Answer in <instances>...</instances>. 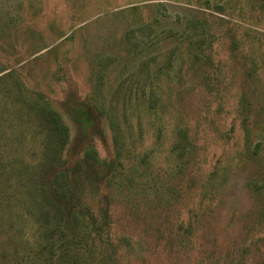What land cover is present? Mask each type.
I'll use <instances>...</instances> for the list:
<instances>
[{"label":"rangeland","instance_id":"obj_1","mask_svg":"<svg viewBox=\"0 0 264 264\" xmlns=\"http://www.w3.org/2000/svg\"><path fill=\"white\" fill-rule=\"evenodd\" d=\"M0 264H264V0H0Z\"/></svg>","mask_w":264,"mask_h":264},{"label":"trees","instance_id":"obj_2","mask_svg":"<svg viewBox=\"0 0 264 264\" xmlns=\"http://www.w3.org/2000/svg\"><path fill=\"white\" fill-rule=\"evenodd\" d=\"M71 105H75V103L73 101L65 102V111L78 125L79 137H88L91 131H95L96 127L92 121L88 119L89 109L85 107L87 104H82L80 106ZM35 111L36 115L39 116V119L41 120L40 122H42L47 128L46 142L43 150L45 159L41 165L40 173L43 172L42 176L45 174H49L50 176V179L47 182L39 183L38 191L44 201L52 199L58 202V200H61L65 196L68 189L67 182L64 180V173L68 169L66 164L74 159L73 156H69L68 158L67 155L64 154L65 149L67 148L66 146L69 143V130L58 112L45 105H42L41 107L35 106ZM74 149L75 147H72V150ZM94 156V150L88 149L85 151L81 162L87 163L88 165L87 157L89 159H94ZM74 165L72 169H75V167L80 164L79 162H76ZM49 216L50 213L48 210L47 212L42 213V217L43 219L45 218V221ZM53 216H59V211H56ZM39 225H45V222ZM36 230L37 232L39 231L37 227Z\"/></svg>","mask_w":264,"mask_h":264}]
</instances>
